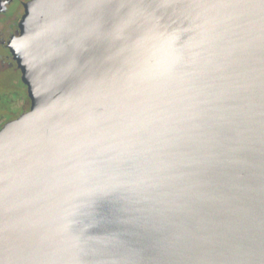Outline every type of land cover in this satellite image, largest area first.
<instances>
[{
  "label": "water",
  "instance_id": "obj_1",
  "mask_svg": "<svg viewBox=\"0 0 264 264\" xmlns=\"http://www.w3.org/2000/svg\"><path fill=\"white\" fill-rule=\"evenodd\" d=\"M8 47L0 264H264V0H32Z\"/></svg>",
  "mask_w": 264,
  "mask_h": 264
},
{
  "label": "flooded vegetation",
  "instance_id": "obj_2",
  "mask_svg": "<svg viewBox=\"0 0 264 264\" xmlns=\"http://www.w3.org/2000/svg\"><path fill=\"white\" fill-rule=\"evenodd\" d=\"M32 0H0V129L31 107L27 86L8 47L17 37Z\"/></svg>",
  "mask_w": 264,
  "mask_h": 264
}]
</instances>
